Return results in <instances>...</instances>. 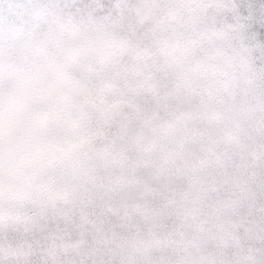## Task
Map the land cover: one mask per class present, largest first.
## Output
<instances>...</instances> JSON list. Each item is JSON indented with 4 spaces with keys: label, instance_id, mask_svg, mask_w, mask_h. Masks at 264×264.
<instances>
[{
    "label": "rangeland",
    "instance_id": "rangeland-1",
    "mask_svg": "<svg viewBox=\"0 0 264 264\" xmlns=\"http://www.w3.org/2000/svg\"><path fill=\"white\" fill-rule=\"evenodd\" d=\"M0 264H264V0H0Z\"/></svg>",
    "mask_w": 264,
    "mask_h": 264
}]
</instances>
